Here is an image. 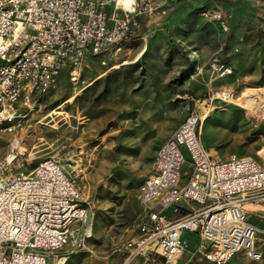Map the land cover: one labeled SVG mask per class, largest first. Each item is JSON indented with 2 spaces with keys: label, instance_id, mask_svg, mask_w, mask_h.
<instances>
[{
  "label": "rangeland",
  "instance_id": "rangeland-1",
  "mask_svg": "<svg viewBox=\"0 0 264 264\" xmlns=\"http://www.w3.org/2000/svg\"><path fill=\"white\" fill-rule=\"evenodd\" d=\"M99 1L110 11L132 2ZM147 1L143 38L119 51L85 55L61 72L34 110L16 118L24 161L13 171L29 172L44 157L60 159L90 213L89 221L76 224L79 235L90 224L83 247L55 251L51 264L130 263L127 243L143 216L138 187L160 143L194 108L202 111L199 135L210 153L264 161V0ZM206 9L221 11L222 18L205 17ZM14 134L0 133V156ZM190 169L186 154L183 179ZM257 211L252 221L261 256L239 252L224 264H264V207ZM184 238L188 245L176 262L215 264L205 258L197 233L186 231Z\"/></svg>",
  "mask_w": 264,
  "mask_h": 264
},
{
  "label": "built area",
  "instance_id": "built-area-1",
  "mask_svg": "<svg viewBox=\"0 0 264 264\" xmlns=\"http://www.w3.org/2000/svg\"><path fill=\"white\" fill-rule=\"evenodd\" d=\"M140 2L110 11L99 0H0V133H15L0 156V264H51L55 251L83 247L90 224L81 235L76 224L89 221L90 213L60 159L44 157L29 172L13 171L24 161L16 118L34 110L61 72L76 68L85 55L119 51L137 40L149 5ZM202 14L222 18L221 11ZM212 65L220 74L228 70L215 59ZM201 115L200 108L192 109L160 143L138 187L143 216L127 243L130 256L184 264L176 259L188 245L186 231L199 235L205 258L215 264L239 252L261 256L252 216L264 207V161L234 153L214 156L199 135ZM186 154L191 169L183 179Z\"/></svg>",
  "mask_w": 264,
  "mask_h": 264
},
{
  "label": "crops",
  "instance_id": "crops-1",
  "mask_svg": "<svg viewBox=\"0 0 264 264\" xmlns=\"http://www.w3.org/2000/svg\"><path fill=\"white\" fill-rule=\"evenodd\" d=\"M142 16H140L141 18ZM147 33L143 32V29L141 30L140 33V37L139 38H143L144 35H146ZM130 263L129 264H161L160 261L157 262H153V261H148L146 258H144L143 256L137 255V256H131L130 257Z\"/></svg>",
  "mask_w": 264,
  "mask_h": 264
},
{
  "label": "water",
  "instance_id": "water-1",
  "mask_svg": "<svg viewBox=\"0 0 264 264\" xmlns=\"http://www.w3.org/2000/svg\"><path fill=\"white\" fill-rule=\"evenodd\" d=\"M246 0H235L236 5H242Z\"/></svg>",
  "mask_w": 264,
  "mask_h": 264
}]
</instances>
